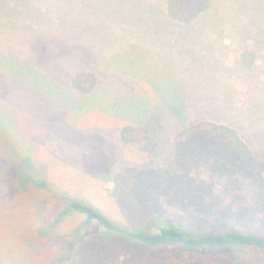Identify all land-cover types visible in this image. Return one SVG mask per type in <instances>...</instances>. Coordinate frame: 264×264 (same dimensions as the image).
<instances>
[{"label": "trees", "instance_id": "16d2710c", "mask_svg": "<svg viewBox=\"0 0 264 264\" xmlns=\"http://www.w3.org/2000/svg\"><path fill=\"white\" fill-rule=\"evenodd\" d=\"M134 1L143 11L141 22L145 33L150 35L149 44L142 39L125 40L123 37L119 41L102 40L98 36L108 30L97 21H93L92 28L81 27L94 18H111L107 22L117 23L119 0H8V9L13 10L15 17H20L19 23L29 32L28 37H33L25 63L0 58V73L11 76L14 71L25 70L26 76L29 75L26 80L34 85L32 88L41 90L43 95L45 92L50 95L54 88L62 103L71 102L76 111L83 107L85 97L101 85L97 73L100 69L82 65L83 55H80L79 65L68 68L72 69L69 77L64 67L54 80L39 71L37 62L54 48L131 51L133 46L135 49L146 45L149 51H199V55L178 62L177 69L168 68L170 74H191L195 67L203 65L205 69L199 75L205 77L211 68L216 73L217 83L222 82V102L215 109L216 115L219 112L238 114L240 105L248 100L254 101L252 112L260 113L264 119V79H259V75L264 74V0ZM89 10H92L90 15ZM69 17L76 19L74 25L68 23ZM93 29L99 45L89 49L85 48L87 41L83 46H68L62 38V34L64 37L69 34L91 37L89 31ZM45 61L40 62L46 64ZM158 64L175 65L163 58ZM177 75L154 87L164 89L167 97L168 85L180 82L175 78ZM235 82L248 86L240 105H237L240 93L234 88ZM138 96L148 104V114L156 111L161 116L164 110L178 120L174 124L181 128L171 134L161 157L155 156L148 164L137 166L141 168L140 174L130 175V169L121 168L120 164L111 168L109 175L114 177L116 199H123L121 194L131 189L135 192V207L126 214L128 224L118 225L90 205L69 198L58 199L63 206L55 207L46 217L44 211H33L36 200H40L38 194L49 192L43 179L33 178L26 172L31 167L28 170L19 167L11 173V197L6 200L9 206L5 205L7 216L2 221L8 237L20 239L25 245L32 244L29 238L36 237L37 245L28 248L33 256H41L46 253L41 245L64 238L57 234L62 223L78 215L83 220L80 225L83 233L77 228L73 235H66L65 238L72 239L70 248L62 254H47L45 264H87L81 254L89 244L94 245L93 252L102 250L104 253V258L95 260V264H127L128 261L138 264H264V151L253 152L238 133L231 123L238 115L231 114L220 120L214 118L215 110L208 104L199 105L177 95L174 99H162L157 109L152 106L150 109L146 94ZM116 104L117 98L113 97L107 104L109 111ZM135 116L134 123H139L140 128L123 126L118 133L119 143L124 149L130 147L137 151L148 141L144 148H149L150 155L153 144L148 133L156 130V126L143 123L140 112ZM7 166L11 169L9 164ZM29 194L36 197L25 198ZM22 203L29 206V213L19 209ZM131 220L137 221L136 225L130 224ZM88 259L93 260L92 256Z\"/></svg>", "mask_w": 264, "mask_h": 264}, {"label": "rangeland", "instance_id": "374dc122", "mask_svg": "<svg viewBox=\"0 0 264 264\" xmlns=\"http://www.w3.org/2000/svg\"><path fill=\"white\" fill-rule=\"evenodd\" d=\"M119 1L121 5L116 8L119 12V14L116 12V15L120 16L115 18L117 23L107 22L111 18H94L81 27L92 28L93 21H97L106 27L103 28L105 31L108 30L98 36L102 40L118 39L119 41L123 37L125 40L142 39L143 43L149 44L150 35L145 33L144 24L141 22L142 9L134 0ZM7 6H10L8 0H0V25H6L0 27V58L7 62L10 60L24 62L28 59L27 50L33 36L28 37L29 32L19 23L20 17H15L13 10H9ZM87 13L90 15L92 10ZM67 21L70 25L76 23L74 17H69ZM89 33L92 38L87 34H79L80 36L69 34L67 37L62 34V38L67 41L68 46H83L84 41H87L85 48L89 49L99 45L98 38L94 37L97 35L95 30ZM75 40L78 42L73 44ZM144 46L145 48L135 49L133 46L131 48L134 50L130 48L131 51H107L101 48H96L98 51L66 49L60 51L62 48L57 47L42 58L47 60L46 64L39 59L37 61L40 66L39 71L54 80L60 69L63 70L64 67L69 77L72 69L68 68L79 65L80 55H83L82 65L85 64L91 69H100L97 73L100 75L101 85L95 92L85 97L83 107L76 111L71 102L68 101L69 105L62 103V98L54 88L50 90L52 92L50 95L48 92L43 95L41 90L32 88L34 85L26 80L29 75L26 76L25 70L14 71L11 76L0 73V264H28V262L45 264L47 254H62L70 248L72 239L65 237L80 228L83 221L78 215L65 219L57 232L64 238H56L47 245L40 244L44 246L43 250L46 249V253L41 256H33L35 254L28 248L37 245L36 237H28L31 242L33 241L30 245H25L20 239L9 238L2 221L7 216L5 205L9 206L6 200L11 197L9 182L11 173L15 169L24 167L28 170L31 167L26 172L33 178L43 179L46 183L49 193L38 194L40 200H36L34 209L32 206L33 211H44L46 217L55 207L61 209L63 203L59 201L60 199L69 198L90 205L118 225H126L128 224L126 214L131 213L129 210L135 207V192L131 189L121 194L123 199L117 200L114 177L109 175L111 168L115 164H120L121 168L130 169V175L140 174L138 170L141 168L137 166L148 164L155 156L161 157L165 151V144L171 139V134L181 128L174 124L178 120L167 115L164 110L161 111V116L156 111H152V115L148 114V104L144 99L140 100L138 95L146 94L150 109L151 106L157 109L163 102L162 99L166 100L165 98L169 97L174 99L175 95L193 100L199 105L208 104L214 110L222 102V82L217 83L213 69L210 68L205 77L199 75L200 71L205 69L203 65L195 67L191 74L189 72L181 75L170 74L169 69L172 66L174 70L177 69L176 66L185 57L192 58L195 54L199 55V51L196 53L195 51H149L147 46ZM103 55L106 57L104 58ZM159 58L167 62L170 60L175 65L162 66L158 64ZM228 63L231 65L232 59ZM90 68L85 69L90 70ZM115 72L123 74L125 72L127 75L118 76ZM172 75H177L175 78L180 82L175 86L169 84L168 96L165 97V90L154 86ZM259 79H264V74L259 75ZM234 88L240 93L237 98V105H240L244 99L243 94L248 91V86L235 82ZM113 97L117 98L118 104L109 111L107 104ZM253 104L254 101L244 100L238 114L219 112L216 115L215 110L214 118L222 120L231 114L238 115L231 122L238 129V133L253 152L264 151V119L260 113L252 112ZM138 112L142 115L143 123L156 126V130L148 133L149 141L154 145L150 151L151 156L147 152L149 148H144L148 141L137 151H133L130 147L124 149L119 143L118 133L123 126H140L139 123H134L135 113ZM158 121L162 123L158 124ZM159 128H164L165 131ZM8 164L11 169L8 168ZM129 164L136 166L129 167ZM32 197L36 195L29 194L25 198ZM19 209L29 213V206L25 203H22ZM134 223L137 221H130V224L136 225ZM83 230L80 228V234ZM93 247L94 245L89 244L81 254L87 264H95L97 262L95 260L104 258L103 251L93 252L91 250ZM123 251L128 253L126 250ZM141 255L143 257V252ZM89 256H92L93 260L88 259ZM127 264L138 263L128 261Z\"/></svg>", "mask_w": 264, "mask_h": 264}]
</instances>
